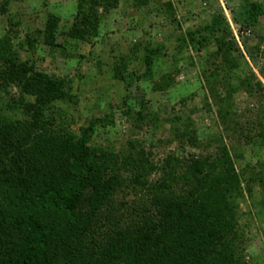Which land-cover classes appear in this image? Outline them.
Listing matches in <instances>:
<instances>
[{"label":"trees","instance_id":"obj_1","mask_svg":"<svg viewBox=\"0 0 264 264\" xmlns=\"http://www.w3.org/2000/svg\"><path fill=\"white\" fill-rule=\"evenodd\" d=\"M77 1L73 26L65 36L74 43L91 44L99 35V10L110 13L119 0ZM134 1L137 7L147 3ZM167 8L172 10V5ZM262 17L263 6L252 0H243L238 12L232 11L239 33L252 32ZM59 22L50 16L40 38L26 34L21 40L17 32L0 37L4 71V84H0V264H243L236 246L242 238L237 230L243 179L226 147L216 158L182 165L168 156L164 166L156 167L150 155L134 145L133 159L91 145L96 128L108 117L92 121L79 135L63 123L65 112L59 113V121L55 118V104H76V97L67 90L65 79L38 71L20 53H32L44 45L62 50L68 58L66 47L57 42ZM178 42L181 52L213 45L216 51L211 55L228 72L238 66L234 55L243 52L223 13L204 29L179 36ZM138 47L131 49L134 58ZM242 47L264 81V63L259 66L254 55L264 47V37L255 50L247 40ZM163 50L147 47L146 72L140 77H124L131 57L120 59L113 68L115 78L126 84V91L147 81ZM168 79L162 78L160 91L171 86ZM257 86L264 89L261 81ZM12 87L18 89L19 98L5 102L3 96L9 97ZM126 110L134 112L128 104ZM143 114L137 113V123L151 118ZM184 129L183 141L197 144V134ZM262 143L264 149V136ZM160 170L163 176L150 181ZM255 181L264 195V172L257 173ZM129 185L147 190L150 205L125 210L117 204V196Z\"/></svg>","mask_w":264,"mask_h":264},{"label":"rangeland","instance_id":"obj_2","mask_svg":"<svg viewBox=\"0 0 264 264\" xmlns=\"http://www.w3.org/2000/svg\"><path fill=\"white\" fill-rule=\"evenodd\" d=\"M252 1L264 8V0ZM242 3L243 0H147L145 6L137 7L134 0H119L110 13L99 10V35L86 44L74 43L65 36L73 26L77 0H0V37L17 32L21 40L26 34L40 38L38 34L45 31L49 17L59 19L57 42L66 47L68 58L62 50L44 45H38L32 53L23 51L20 56L23 61L30 60L38 71L67 81V90L76 97V104L56 103L55 118L59 121V113L65 112L67 119L63 123L76 134L92 121L108 117L96 128L92 146L119 158L133 159L134 145L148 153L151 165L156 167L164 166L168 156H174L182 165L216 158L219 150L226 147L243 179L244 196L238 203L237 234L242 237L236 243L238 255L243 264H264V195L255 181L257 173L264 172V89L257 86L258 81L263 85L264 81L242 47L244 40L250 48L258 47L264 37V17L252 32L239 33L232 11L238 12ZM169 4L172 10L167 8ZM220 13L230 23L243 50L234 55L238 66L231 72L211 55L216 51L213 45L181 52L178 42L179 36L204 29ZM135 45L139 47L134 58L131 49ZM148 46L163 47V55L154 62L147 81L141 80L126 91V84L115 78L114 65L131 57L124 77L143 76ZM263 50L264 47L254 51L259 66L264 63ZM164 76L170 77L172 84L160 91L157 87ZM0 84H4L1 68ZM8 92L9 97L3 96L5 102L18 100V89L12 87ZM140 101L143 107L138 106ZM126 104L134 112L128 114ZM140 111L151 116L147 123L136 122ZM185 127L197 134V144L183 141ZM162 173L157 171L149 180L157 181ZM125 175L127 179L131 177L130 173ZM147 195V190L129 185L116 201L125 210L137 209L150 205L151 196Z\"/></svg>","mask_w":264,"mask_h":264}]
</instances>
